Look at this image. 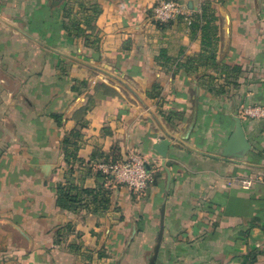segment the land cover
<instances>
[{"label": "crops", "instance_id": "crops-1", "mask_svg": "<svg viewBox=\"0 0 264 264\" xmlns=\"http://www.w3.org/2000/svg\"><path fill=\"white\" fill-rule=\"evenodd\" d=\"M159 1L0 0V264H264V0H179L166 24ZM206 4L236 78L199 61ZM236 117L252 148L224 158ZM132 155L148 193L99 177ZM59 184L109 206L63 209Z\"/></svg>", "mask_w": 264, "mask_h": 264}, {"label": "trees", "instance_id": "trees-1", "mask_svg": "<svg viewBox=\"0 0 264 264\" xmlns=\"http://www.w3.org/2000/svg\"><path fill=\"white\" fill-rule=\"evenodd\" d=\"M217 17L215 16L214 10L211 8L210 5L206 4L203 7V11L201 14H197L196 17L191 21V29L195 32L200 31L202 33V40H203V46H204V52L199 56V61H203V63L211 65L212 68L219 69V67L216 63V53H215V45L217 41V34H218V26L216 25ZM159 23V22H157ZM222 72L221 73H226L227 78L230 79L229 74L231 71H233L230 67H222ZM187 70L193 71V67H190L188 65ZM235 77L236 78L238 73L236 74L235 71ZM232 79V78H231ZM235 85L237 83L234 81L233 82ZM156 88V87H155ZM209 90L213 91L215 88L209 87ZM220 93V91H217ZM68 139L65 138L64 144L68 146ZM66 146V147H67ZM68 152V151H67ZM71 153L68 152L67 158H70ZM107 175L103 174L102 172L99 171V177ZM153 184H156V175L153 178ZM58 190V199L57 203L58 205L63 208V209H74V206L76 203L80 202L79 197L84 194V195H91L94 197V202L99 205V207L107 209L109 206V198H108V191L102 189V186L99 185V191L97 192L96 190H89V189H81L78 190L77 188L71 186V185H64V184H59L57 186ZM75 192V193H73ZM101 195L98 197V195ZM98 210V208H96Z\"/></svg>", "mask_w": 264, "mask_h": 264}, {"label": "built area", "instance_id": "built-area-1", "mask_svg": "<svg viewBox=\"0 0 264 264\" xmlns=\"http://www.w3.org/2000/svg\"><path fill=\"white\" fill-rule=\"evenodd\" d=\"M183 6L179 0H160L154 7V17L160 24L170 23L183 16ZM186 20H189L186 17ZM249 115H264L259 108L250 109ZM98 171L112 177L116 183L128 187L133 192L142 194L152 182V174L147 167V160L139 155H132L122 161L106 160L98 164Z\"/></svg>", "mask_w": 264, "mask_h": 264}, {"label": "water", "instance_id": "water-1", "mask_svg": "<svg viewBox=\"0 0 264 264\" xmlns=\"http://www.w3.org/2000/svg\"><path fill=\"white\" fill-rule=\"evenodd\" d=\"M236 127L235 131L227 141L222 156L224 158H232V157H243L251 148L252 145L247 138L245 133L242 120L240 117L235 118ZM168 140H163L161 143L155 146V149L162 155L166 156L168 151ZM149 192V188H147L146 193Z\"/></svg>", "mask_w": 264, "mask_h": 264}, {"label": "rangeland", "instance_id": "rangeland-1", "mask_svg": "<svg viewBox=\"0 0 264 264\" xmlns=\"http://www.w3.org/2000/svg\"><path fill=\"white\" fill-rule=\"evenodd\" d=\"M213 70H215V72H217L219 75L221 74V72H222V69L221 68H219V69H213ZM226 76H227V74L226 73H224ZM235 71H231V73L229 74V76H230V78H233V76L235 77ZM236 74H237V72H236ZM211 83V82H210ZM216 85H219V83H215L214 81L211 83V84H209L208 86L209 87H213V88H216ZM220 86V85H219Z\"/></svg>", "mask_w": 264, "mask_h": 264}]
</instances>
